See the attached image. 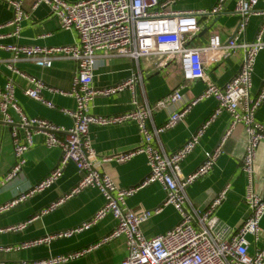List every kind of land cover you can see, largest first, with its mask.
Here are the masks:
<instances>
[{
	"label": "built area",
	"instance_id": "2783aa9c",
	"mask_svg": "<svg viewBox=\"0 0 264 264\" xmlns=\"http://www.w3.org/2000/svg\"><path fill=\"white\" fill-rule=\"evenodd\" d=\"M176 2L177 0H35L34 8L47 4L51 16L60 21L61 29L74 31L79 43L48 48L35 45H0V50L10 55L7 60L0 58V63H5L13 74H20L17 65L21 62H33L45 69L52 68L57 61L71 60L76 63L71 88L67 92H60L75 100L74 109L60 110L72 118L71 128L64 129L44 118L29 117L18 103L12 78L8 79L3 87L0 86V119L11 131L14 152L13 168L0 180V187L13 180L23 170L26 154L35 144L36 136L44 138L45 147L61 151L58 166L32 190L19 192L14 200L1 204L0 215L31 199L36 193L50 189L62 177L69 163L76 165L82 178L68 194L53 202L41 214L52 212L88 187L96 188L104 199L102 207L81 226L15 247H0V252L33 249L50 244L54 240L70 238L72 235L88 231L109 215L116 220V225L106 237L88 249L47 260L17 264H66L84 257L93 248L122 238L126 240L127 255L121 264H264V245L251 254L248 241L250 235L258 241L264 233V195L255 193L254 178L256 153L264 141V123L256 120L264 102V78L258 93L254 94L252 88L255 65L264 50V0L237 1L235 11L241 22L225 44L219 35L211 34L206 47L191 49L186 43L201 31L199 20L225 12V0H220L208 11L190 12L174 10ZM1 3L13 7V18L6 26L13 27L8 37H18L23 21L27 19L23 4L19 0H0ZM252 15L259 16L261 23L255 39L247 41L244 39V33ZM238 51L243 52L238 73L223 87L209 80L205 71L209 60L220 61ZM155 56L166 61L178 58L185 83L196 80L206 83V90L202 95L186 104L183 109L172 113L160 127L152 124L155 114L160 109L182 102L184 86L174 89V92L154 104L138 103L135 89L142 85L144 80L140 60ZM120 58L134 62L136 70L132 72V76L119 84L97 88L94 85L97 64L102 60ZM160 67L156 65L157 69ZM20 76L25 78L23 74ZM28 81L30 85L24 93L48 109H54V103L44 96L46 89L42 82L36 78H30ZM48 91L57 92L54 88H49ZM127 91L132 93L131 111L108 116H97L90 112L89 109L97 98L120 95ZM210 98L216 101V109L210 118L176 152L166 153L158 143L159 136L174 129L191 113L194 105ZM223 114L229 116V123L219 144L206 155L204 162L193 174L184 175L182 162L194 152L211 123ZM129 122L138 127L140 146L114 157L99 159L92 146L90 127L121 126ZM238 125H244L248 133L249 143L243 157V173L248 180L245 203L249 208V217L238 228H230L217 214L225 201L229 186L215 195L204 208L194 206L186 192L196 181L212 171L223 154L226 141ZM140 154L146 155L150 172L138 187L120 188L104 171V162L113 160L122 164ZM153 184L162 187L166 198L164 205L174 207L181 219L172 230L149 238L141 230L142 224L158 214L161 209L156 212H133L127 207L126 201L141 188ZM31 222L0 228V234L24 230Z\"/></svg>",
	"mask_w": 264,
	"mask_h": 264
},
{
	"label": "crops",
	"instance_id": "0c3cea01",
	"mask_svg": "<svg viewBox=\"0 0 264 264\" xmlns=\"http://www.w3.org/2000/svg\"><path fill=\"white\" fill-rule=\"evenodd\" d=\"M23 4L27 19L23 21L20 35L8 37L13 31L6 24L13 18L14 9L6 3L0 4V45H23L40 47H61L79 43L77 34L72 30H63L60 21L51 16L50 8L40 4L34 8L35 0H19ZM79 2L82 0H68ZM220 0H177L174 10L182 12L202 11L214 8ZM238 0H225V12L201 18L199 26L201 31L186 43L188 48L206 47L211 34L219 35L225 44L237 30L241 18L235 11ZM261 18L252 15L249 20L244 39L253 41L260 26ZM225 53V52H224ZM227 53H225L226 55ZM9 53L0 50V58L7 60ZM243 52L225 56L220 61L209 60L205 71L209 80L223 87L238 73L240 59ZM156 65H160L159 69ZM140 68L144 73L142 85L135 89L138 103L154 104L157 100L171 94L174 89L182 88L183 101L174 106L160 109L153 118L155 127L164 125L170 115L192 102L206 90V83L202 80L185 83L184 72L178 58L168 61L161 57L142 58ZM18 73H11L5 63H0V86L3 87L8 79L14 82V93L19 105L29 117H39L50 120L64 129L73 126V120L64 115L60 110L74 109L75 100L70 96L62 95L71 88L76 70V63L71 60L57 61L52 68H42L33 62H21L17 65ZM136 70L132 60L120 58L100 61L94 71V85L97 88L113 86L125 81ZM253 76V93L261 90L264 78V50L259 55ZM30 78L40 80L45 87V98L54 103L55 108H47L40 102L30 99L24 92L29 88ZM49 88L57 92L48 91ZM132 93L127 91L120 95L99 97L90 107V112L97 116L120 115L132 110ZM216 109L213 98L203 100L193 106V110L186 118L172 130L159 136L158 143L166 153H174L191 139ZM259 123H264V102L256 115ZM229 116L221 115L208 127L199 141L194 152L181 164L182 173L191 175L204 162L206 155L211 153L227 128ZM90 137L98 158H110L131 151L140 146V135L135 123L129 122L121 126L90 127ZM248 133L244 125H238L223 148V154L218 158L212 171L200 178L193 186L187 189V197L194 206L204 208L215 195L229 186L226 198L218 210L221 220L230 228H238L248 217L249 208L245 203V194L248 180L243 173V157L248 146ZM11 131L3 125L0 119V180H3L13 168L14 152L12 148ZM61 151L57 148H47L42 136L35 137V144L26 154V163L23 170L13 180L0 187V205L15 199L19 192H28L33 189L43 178L48 176L58 166ZM255 165V193L264 195V141L259 145L256 153ZM104 171L120 188L138 187L149 175L150 167L145 154L135 156L130 161L117 163L113 160L104 162ZM82 178L81 172L75 164L69 163L62 177L50 189L36 193L31 199L17 205L11 211L0 215V228L13 227L18 224L32 221L28 227L13 233L0 234V247H15L34 239L45 238L63 231L77 228L95 215L104 204V199L96 188L88 187L81 193L69 198L55 210L47 214L41 212L48 208L74 188ZM165 193L158 184L141 188L135 195L127 198V207L133 212L143 210L156 212L151 219L142 224L141 230L149 237H157L162 233L172 230L178 225L181 217L174 207L165 204ZM116 220L112 216L86 232L72 235L70 238L58 239L50 244L24 249L17 252H0V264H17L20 262H35L47 260L56 256L68 255L71 252L88 249L91 245L99 243L114 228ZM264 231V219L262 221ZM249 251L254 254L264 245V233L258 241L250 235ZM125 238L108 242L102 246L89 250L87 255L66 264H121L125 259Z\"/></svg>",
	"mask_w": 264,
	"mask_h": 264
}]
</instances>
